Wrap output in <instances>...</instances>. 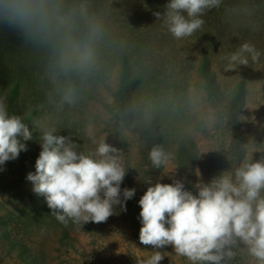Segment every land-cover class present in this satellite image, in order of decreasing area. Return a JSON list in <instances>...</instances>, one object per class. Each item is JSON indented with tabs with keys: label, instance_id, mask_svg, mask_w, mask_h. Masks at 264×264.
<instances>
[{
	"label": "rangeland",
	"instance_id": "obj_1",
	"mask_svg": "<svg viewBox=\"0 0 264 264\" xmlns=\"http://www.w3.org/2000/svg\"><path fill=\"white\" fill-rule=\"evenodd\" d=\"M87 2L103 21L104 38L86 77L60 72L50 47L33 35L26 33L20 51L0 36V97L7 102L9 85L21 79L16 115L33 136H18L26 150L0 165V220L10 219L0 222V264H144L154 249L139 241L138 201L149 186L176 179L195 195L198 182L264 157V0H221L201 17L200 29L181 39L168 30L169 0ZM244 42L262 53L259 60L249 56L246 65L230 66L228 54ZM125 53L130 74L140 81L123 91L118 73ZM69 84L75 89L71 104L62 100ZM45 127L85 152L102 140L119 150L127 169L121 190L135 189L126 211L117 205L101 223L56 220L26 179L35 172ZM154 145L168 154L160 169L148 158ZM34 207L42 217L18 222L24 208ZM155 250L164 252L160 264H188L171 246ZM231 264L256 262L238 249Z\"/></svg>",
	"mask_w": 264,
	"mask_h": 264
},
{
	"label": "clouds",
	"instance_id": "obj_2",
	"mask_svg": "<svg viewBox=\"0 0 264 264\" xmlns=\"http://www.w3.org/2000/svg\"><path fill=\"white\" fill-rule=\"evenodd\" d=\"M220 3L169 0L164 13L169 32L177 39L190 36L203 26L201 17ZM154 15L161 17L159 12ZM0 24L48 45L56 68L65 75L86 77L97 65L104 27L101 18L90 12L87 0H0ZM261 54L255 45L244 42L228 59L230 66L237 62L246 65L249 56L257 61ZM62 100L74 103L71 84ZM57 133L55 127L41 129L35 172L26 175L33 192L44 197L56 220L65 225L69 220L101 223L116 214L117 205L126 211L125 202L135 189L121 190L127 169L119 150L102 140L94 151L85 152L70 137ZM18 136L33 139L23 119L11 114L0 97V165L26 150ZM148 158L152 168L160 169L168 154L154 145ZM194 187L195 195L180 180L158 181L139 199V241L154 249L144 264H160L164 252L155 249L167 246L188 264H231L238 249L246 251L256 264H264V157L244 160L233 171Z\"/></svg>",
	"mask_w": 264,
	"mask_h": 264
},
{
	"label": "trees",
	"instance_id": "obj_3",
	"mask_svg": "<svg viewBox=\"0 0 264 264\" xmlns=\"http://www.w3.org/2000/svg\"><path fill=\"white\" fill-rule=\"evenodd\" d=\"M0 36L1 37H8L12 41L13 47L15 49H17V51H20L21 48L23 47V45L25 44L24 39L26 38V32L20 31L18 29L9 28L6 25L0 24ZM129 64L130 63L128 60V55L125 53L121 57V66H120L119 73H118L119 74V84L121 87L120 89L123 91H126V89L128 87L135 86L140 81V76L130 74L131 67ZM20 80L21 79H19L18 82L15 81L12 84H10L9 85L10 87L7 91V104L9 107V112L11 114H14V115H16V113H17L16 109H17V99H18ZM241 87H242V83L239 84L238 89H240ZM108 91H109V87H108ZM241 92H242V90H241ZM240 96L241 95H239V94H236L234 96V100H233V102H231V108H235L236 104L239 101ZM93 98L98 100V98H96L94 96H93ZM22 213H23V215L20 217L18 222L21 221L22 217H26L28 220H31V219L35 220V217H37V216L42 217V215H43L41 213V209L40 208L38 209V207H34V208H30V209L24 208L22 210ZM4 220H5V222H8L10 219L9 218L2 219V220H0V222H4ZM61 227L63 228L62 231L65 234L66 233L65 227L63 225ZM33 262H35L34 258H32V260L29 261V263H33Z\"/></svg>",
	"mask_w": 264,
	"mask_h": 264
}]
</instances>
